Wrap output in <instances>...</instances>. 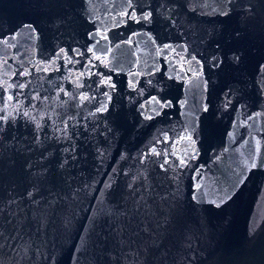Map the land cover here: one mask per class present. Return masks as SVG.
<instances>
[{"label":"water","instance_id":"obj_1","mask_svg":"<svg viewBox=\"0 0 264 264\" xmlns=\"http://www.w3.org/2000/svg\"><path fill=\"white\" fill-rule=\"evenodd\" d=\"M159 2L0 0V264H264V0Z\"/></svg>","mask_w":264,"mask_h":264},{"label":"snow or ice","instance_id":"obj_2","mask_svg":"<svg viewBox=\"0 0 264 264\" xmlns=\"http://www.w3.org/2000/svg\"><path fill=\"white\" fill-rule=\"evenodd\" d=\"M232 3H233V0H229V7H228V10L221 9L220 12H219V14H220V15H224V16L229 15V14H230V11H231V5H232ZM170 5H171V6H170ZM129 7H131V0H129ZM149 7H151V6L149 5ZM175 7H177V5H175L174 0H162V2H159V3L157 4V8L155 9V11L157 12L158 15H159V14H163L165 19H170L171 16H172V13H173V10H174ZM165 9H167V12H166V13H165ZM124 15H125V16H128V15H130V14H129V12L126 11V12H124ZM152 15H153V13H152V11L150 10V11H148V12L143 13V15L141 16V19H143V20H150V19L152 18ZM133 18H134V14H133ZM172 22L175 23V21H172ZM26 27L31 28V25H26ZM32 31L35 32V29L33 28ZM236 35H237V37H238V36H239V33H237ZM170 47H171L170 45H165V46H164V48H170ZM217 48H219V45H217ZM89 51H91V49H89ZM173 51H174V49H173ZM162 52H163V49H161L160 52H158V54H160V53H162ZM77 54L79 55V53H77ZM62 55H64V49H60V51L57 53V57H61ZM241 55H242V54H238V53H236V52H233V53L231 54V56H230L228 59H229L231 62H233V63H237V64H238L239 61H240V59H241ZM96 59H100V57H96ZM192 60H195V57H194V56L192 57ZM211 60H212L213 67L218 68V69L221 68L222 66H224V64H225V59H224V57H223V56H220V55H213V56L211 57ZM66 62H67V63H72V58H71V57H68L67 60H66ZM78 62H79V61H77V63H78ZM197 63H199V62L197 61ZM44 70H46V69H44ZM23 74L26 75L27 73L25 72V73H23ZM199 75H200V73L197 72V76H199ZM102 83H105V84H109V85H110V81H109V80H104V81H102ZM4 86H5V85L0 84V88H2V87H4ZM13 86L21 87V88H22V87H24L25 85H23V84H19V85L7 84V87H8V88H11V87H13ZM105 95L108 96L107 93H105ZM11 99H12V97L10 96V97H9V100H11ZM82 99H83V100H86V99H88V97H82ZM108 99L110 100L111 97L108 96ZM153 102H154V103H159L158 101L155 100V97H153ZM141 107H143V105H141ZM107 110H108V106H107V104H101V106L97 109V111H107ZM0 112H2V110H0ZM25 115L27 116L28 114L25 113ZM147 118H148V119H151V116H149V117H147ZM7 119H8L7 116H5V115H3V114H0V122H6ZM32 119L35 120V117H33ZM41 119H42V117H41ZM36 127H37V128L40 127V124H39L38 122L36 123ZM66 128H67V125H65V129H64L63 131H66ZM2 131H3V127L0 126V132H2ZM181 139H190V138H189V137H181ZM39 142H40V141H39V137H37V139H36V143H39ZM64 151H65V152H69V149L66 148V149H64ZM156 154H157V155H160V153H156ZM165 154H166V153H165ZM73 158H75V157H73ZM47 159H48L47 155L42 156L41 159L38 161V163H40L41 165H43L44 161L47 160ZM67 163H68L67 160H63V161L59 164V167L62 169V168H64V166H65ZM164 163L167 164L168 161L165 160ZM185 163H186V161H185L184 159H181V160H180V164H181V165H183V164H185ZM255 166H256L255 164L252 165V167H255ZM33 167H34L33 162H32V161H28L27 164H26V171H29V172H30V175H31L34 179L39 178V179L37 180V183H36V184H33L32 189L29 190V191L27 192V197H28L29 199H33V197H34V193H36V192L39 191V187H38L39 180L44 179L45 174L48 172V169H47V168H42L40 171H32ZM162 167H163V165H162ZM135 179H136V178L134 177L133 180H135ZM131 186H132V185L130 184L129 187H131ZM106 187H107V185H106ZM15 202H16L15 200H10V201H9V204H11V203H15ZM33 202H34V203H37V204L39 203V201H36V200H34V199H33ZM223 202H224V200L222 199V200L220 201V203H223ZM217 206H219V204H217Z\"/></svg>","mask_w":264,"mask_h":264}]
</instances>
